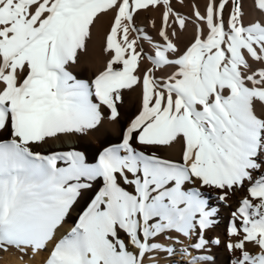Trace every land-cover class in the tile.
I'll list each match as a JSON object with an SVG mask.
<instances>
[{
  "label": "snow or ice",
  "instance_id": "obj_1",
  "mask_svg": "<svg viewBox=\"0 0 264 264\" xmlns=\"http://www.w3.org/2000/svg\"><path fill=\"white\" fill-rule=\"evenodd\" d=\"M176 4L0 0V252L46 253L41 264H216L223 243L229 264H264V0H207L191 16ZM147 11L160 12L158 40L137 24ZM106 18L105 65L78 78ZM137 90L118 142L37 150L120 123ZM178 146V159L161 155ZM237 192L229 239H213L208 194L228 205Z\"/></svg>",
  "mask_w": 264,
  "mask_h": 264
},
{
  "label": "bare ground",
  "instance_id": "obj_2",
  "mask_svg": "<svg viewBox=\"0 0 264 264\" xmlns=\"http://www.w3.org/2000/svg\"><path fill=\"white\" fill-rule=\"evenodd\" d=\"M184 0V5L180 6L176 4V7L179 11L185 15L191 16L193 5H198L201 12L204 11L205 4L207 0ZM175 3V0H174ZM142 13V12H141ZM144 13L152 14L150 20L149 30H146L145 23L147 22L146 19H142L139 23V27L147 32L149 35L155 37L157 40L159 39L156 36V31L151 27V21H156V28L158 29L160 26V12L159 11H147ZM227 13V12H226ZM149 18V17H148ZM109 20L106 18L102 22V26L100 31L97 35V38L94 40L93 44L90 46L88 56L79 64L78 66L74 67L72 70L78 78L91 80L95 74H97L100 70L103 69L105 65V61L107 60V55L102 51V36L103 33L107 30ZM193 36V27L189 26L188 33L181 39V47L185 43H187ZM147 48L150 46L145 42ZM150 64L145 62V67H149ZM171 71V69L169 70ZM139 106V90L136 92L128 93L125 96V103L121 107V114L122 118L120 123L112 124V123H105L103 128L99 132H95L88 137L83 139L76 137L73 140L69 141L67 144H60L56 143L53 145H46L42 148L37 149L38 151L47 154L53 149H60L66 147H76L82 150H85L89 153L95 152L97 149L104 146L107 142H118L120 139L121 128L126 125L131 118L137 114ZM8 133H0V139H7ZM180 148L179 146L175 149H172L168 152H162L161 155L168 156L174 159L179 158ZM94 188L92 191L88 192L81 201L74 207L71 211L69 218L67 219L66 223L64 224L63 228L60 229L58 235H64L68 231H70L71 227L74 226L78 216L81 214L82 209L85 207V201L89 199L93 195L96 190ZM244 195L243 192H237L228 202V205L219 202L216 198V193H209L208 198L210 200L211 206L218 209V216L216 217L217 225L215 228L208 233L210 237L213 239L219 238L222 242L229 239L227 235V229L230 224L231 219V212L236 209L237 201ZM216 257V264H229L230 253L226 250L223 246V243L212 249ZM195 254V253H194ZM20 255L15 248L9 249L7 252H0V264H41L43 257L46 253H41L39 256L35 257V259H30L29 257H24L23 260H20ZM167 264V262H165Z\"/></svg>",
  "mask_w": 264,
  "mask_h": 264
},
{
  "label": "rangeland",
  "instance_id": "obj_3",
  "mask_svg": "<svg viewBox=\"0 0 264 264\" xmlns=\"http://www.w3.org/2000/svg\"><path fill=\"white\" fill-rule=\"evenodd\" d=\"M198 2H200V0H199ZM148 17H149V18H148ZM151 17H152V14L142 12V13H140V15L137 17V24L139 25V23H140V21H141L142 19H146L147 22L145 23V28H146V30H149ZM225 17H227V13H225ZM144 47H145L146 49H148V48L146 47L145 43H144ZM146 62H147V61H146ZM148 63L150 64V62H148Z\"/></svg>",
  "mask_w": 264,
  "mask_h": 264
}]
</instances>
